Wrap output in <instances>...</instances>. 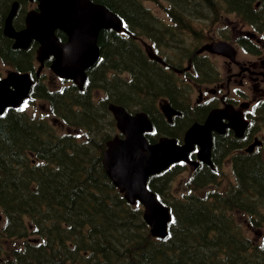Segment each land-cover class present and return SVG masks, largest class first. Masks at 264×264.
<instances>
[{
	"label": "trees",
	"instance_id": "obj_1",
	"mask_svg": "<svg viewBox=\"0 0 264 264\" xmlns=\"http://www.w3.org/2000/svg\"><path fill=\"white\" fill-rule=\"evenodd\" d=\"M11 1L0 0V17ZM91 1L121 17L129 33L100 30L99 57L86 69L81 90L68 83L52 91L35 82L31 95L38 92L62 122L94 133H54L46 119L20 108L0 115V264H264V235L259 242L244 238L225 212L238 210L250 224H264L259 156L239 155L238 182L213 199L205 191L194 193L205 181L189 182V191L176 196L168 191L172 170L151 177L149 189L172 216L162 238L150 234L141 205L125 201L101 164L104 141L114 128L109 101L151 114L158 96L173 100L176 92L184 93L172 70L149 58L138 38L148 39L164 60L178 63L186 35L204 34L195 25L200 18L214 19L223 10L264 30V4L258 9L256 0H165L163 18L146 0ZM13 53L0 27V54L17 63Z\"/></svg>",
	"mask_w": 264,
	"mask_h": 264
},
{
	"label": "flooded vegetation",
	"instance_id": "obj_2",
	"mask_svg": "<svg viewBox=\"0 0 264 264\" xmlns=\"http://www.w3.org/2000/svg\"><path fill=\"white\" fill-rule=\"evenodd\" d=\"M14 1L18 2V6L13 16L12 25L18 30L24 26L26 11L37 8V1ZM263 4L264 0L254 1L255 8L259 9ZM234 14L238 16L235 22L236 29L229 36L223 29L219 30L218 35L215 37L204 33L201 39L195 40L191 52L184 51L183 61L180 60L178 63L171 59L164 60L162 57V61L159 62L160 65L166 70H172L177 88L184 93L178 94L176 92L177 94L173 100L168 95L158 96L156 103H154V111L151 114L138 107L131 110L127 109L131 113L138 110L146 112L151 122V129L143 133L150 143L157 142L160 137L168 136L174 138L178 144H184L185 133L190 126L194 124L204 126L201 127L202 133H192L190 135L188 143L190 148L187 159L174 162L166 169L150 175L147 183L151 177L165 170H172V176L189 170L190 174L186 179L191 185H194L193 182L203 181L206 182V186L217 185L218 176L222 172L219 168L224 160L227 165H230L234 182H238L235 176L234 163L235 159H239V155H257L264 161V30H258L246 18ZM239 19L248 25L249 31L247 29L246 31L239 30V26H244V24H240ZM1 20L0 17L2 30ZM54 33L58 40L65 41L66 36L61 29H55ZM4 36L9 40V47L16 52L13 55L17 54L18 58L15 59L17 62L15 63L12 58L6 59L0 54V61L10 67L5 69L4 74H0V78L10 70L28 72L32 78L31 90L35 89V82L46 87L44 82L39 81V76L42 69H48L50 73H53L50 68L53 56L49 54L39 60L37 58L39 56L37 54L39 45L36 41L31 40L25 48L13 47V38ZM205 38L206 41L200 43ZM218 41L227 43L230 48L226 52L220 53L205 49L201 50L203 45ZM26 59L27 64L31 61V66L22 62ZM173 63L176 66H172ZM60 79L69 82L63 78ZM69 83L74 84L71 81ZM83 85L78 89L81 90ZM110 102L112 101L107 103V107ZM163 102H168L171 110H175L170 117H167L160 107ZM239 112L246 120V126L241 136L237 134L239 133V125L235 123L236 116L239 119ZM111 116L114 120L112 114ZM110 133L118 134L120 137L123 136L122 132L117 129L115 120L114 128L110 130ZM203 133H209L210 135L207 162L199 157L201 143L204 138ZM106 140L104 143H106ZM256 141L258 143L254 144L250 151H246V147ZM212 191H210V194ZM217 196H220V194H214L211 199ZM214 208L217 212L221 211L219 205H214ZM244 215L246 216V214ZM247 224L251 227L249 221Z\"/></svg>",
	"mask_w": 264,
	"mask_h": 264
},
{
	"label": "water",
	"instance_id": "obj_3",
	"mask_svg": "<svg viewBox=\"0 0 264 264\" xmlns=\"http://www.w3.org/2000/svg\"><path fill=\"white\" fill-rule=\"evenodd\" d=\"M37 8L28 10L25 14V27L15 31L12 19L16 13L18 2L13 1L3 19V33L15 38L12 46L25 48L31 38L40 43L37 58L42 60L51 54L54 58L50 64L51 70L58 76L72 80L81 88L85 78V70L90 67L99 56L97 37L101 29L111 28L115 31L125 28L122 19L105 5L91 0H36ZM55 29L64 32L65 41H59L54 33ZM144 50L149 58L162 61L152 49L151 45L143 42ZM229 45L218 41L205 44L202 49L211 52H226ZM41 55V56H40ZM31 79L27 72L9 71L0 79V114L6 107L19 106L27 96L31 86ZM167 117L175 110H171L168 102L160 105ZM108 109L114 117L117 129L123 136L114 134L108 138L102 151V168L122 193L124 199L130 203H140L142 217L148 225L150 234L165 237L168 234V224L171 221L169 207L165 205L156 193L147 187L150 175L166 169L179 160H186L189 151L190 135L202 133L197 124L190 126L185 133L184 144H178L172 137H160L155 143H150L144 136V131L151 129V122L142 110L133 113L127 111L120 104L110 102ZM235 123L239 125V136L243 134L246 120L239 112ZM199 157L208 161L210 135L203 133ZM207 143V145H206ZM255 143L246 147L250 151Z\"/></svg>",
	"mask_w": 264,
	"mask_h": 264
},
{
	"label": "rangeland",
	"instance_id": "obj_4",
	"mask_svg": "<svg viewBox=\"0 0 264 264\" xmlns=\"http://www.w3.org/2000/svg\"><path fill=\"white\" fill-rule=\"evenodd\" d=\"M145 5L155 14L158 16H161L165 18V14L163 11V5H166L165 0H146ZM237 15L231 12H226V11H221L219 15L214 19H208V18H200L197 22H195V25L197 26V29H200V33H206L208 35H211L212 37H215L217 32L221 29L226 32V34H231L233 33V30L236 29V20H237ZM240 24H244V26H239V30H245L248 29V25L241 21L239 19ZM241 31V30H240ZM202 38L201 36H193V34L189 33L186 35L184 39V46L186 47V51L191 52V50L194 48V43L195 40H199ZM142 40L146 41L149 44L148 39L142 38ZM206 41L205 39H202L200 41L203 42ZM175 43V42H174ZM168 57H174L172 56L171 52H167ZM166 56V55H163ZM217 59V58H216ZM174 60V59H173ZM177 62V60H174ZM183 61V60H182ZM6 68L8 65H4L2 61H0V70H1V75L4 74L6 71ZM40 80L44 82L45 86L49 89H52L54 91L55 89L61 87L64 84H68L69 82H64L62 81L59 77L54 75L53 73H50L48 69H42L40 72ZM178 79V78H177ZM179 80V79H178ZM100 92L96 90L94 92V96H98ZM36 95V96H35ZM20 109L23 110L25 113H27L29 116H33L36 118H44L48 121L50 126L52 127V130L54 133H94L93 131H89V129L84 126V125H78L77 128L73 126H69L66 123L62 122L61 119L52 114V112L49 110L48 107V102L44 100L43 98L39 97L38 92L35 94L34 97H29V98H23L21 103L19 104ZM188 169V168H187ZM220 175L218 176L217 179V185H208V186H203L199 187L198 189L194 190V193L201 194L203 191L209 196L212 197L214 194L217 193V191H222L224 192V188L227 185H233L234 180H233V174L232 170L230 168V165L226 164L225 160L222 162L220 166ZM190 172L189 170L185 172H180L172 176L170 179L169 185H168V191L175 194L176 196H179L180 194L182 195L183 193H186L189 191V186L187 182V177L189 176ZM213 190L210 194V191ZM213 193V194H212ZM183 196V195H182ZM259 209H262L264 211V208L261 206ZM228 215L233 216L235 219L236 224L241 228L244 238L248 240H253L256 242H259L261 240V237L263 236L264 233V224H261L260 226H257L254 222V224L251 222V227L248 226V217L245 216L242 213H240L238 210H233V211H227L226 212ZM248 219V220H247ZM257 220V218H256ZM262 223H264L261 220Z\"/></svg>",
	"mask_w": 264,
	"mask_h": 264
},
{
	"label": "bare ground",
	"instance_id": "obj_5",
	"mask_svg": "<svg viewBox=\"0 0 264 264\" xmlns=\"http://www.w3.org/2000/svg\"><path fill=\"white\" fill-rule=\"evenodd\" d=\"M227 1V0H226ZM224 9V8H223ZM13 222V221H12ZM19 231V230H18Z\"/></svg>",
	"mask_w": 264,
	"mask_h": 264
}]
</instances>
